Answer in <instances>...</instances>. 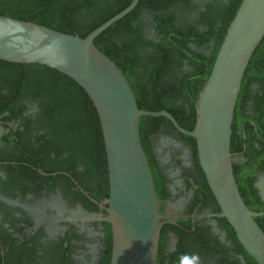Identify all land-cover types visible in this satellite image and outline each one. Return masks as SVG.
<instances>
[{
  "label": "flooded vegetation",
  "instance_id": "af4514ba",
  "mask_svg": "<svg viewBox=\"0 0 264 264\" xmlns=\"http://www.w3.org/2000/svg\"><path fill=\"white\" fill-rule=\"evenodd\" d=\"M190 2L188 6L173 3L168 13L178 17V25L191 23L200 31H206V27L203 23L196 24L198 16L207 13L210 4L217 8L229 3L228 0ZM147 9L140 13L141 29L145 38L157 43L162 33L155 24H148ZM216 26L220 27V23ZM216 40L209 37L200 45L198 41L189 43L194 52L207 58H196L202 72L208 69ZM152 50L145 44L142 53ZM180 56H176L181 65L174 69V74L180 78L182 73L193 71L189 79L200 80L204 73H199L198 66L186 56ZM200 83L196 87L201 92L204 84ZM242 84L231 121L232 168L245 204L256 213L255 219L264 230V78L248 76L241 91ZM0 86L5 87L4 82L0 81ZM9 90L8 87L0 90V264H103L111 245V229L101 206L107 198L106 169L101 159L98 158L100 164L96 163L94 170L87 167L86 170L77 160L72 172L59 170L58 166L49 171L45 167L48 162L61 166L68 153L63 145L53 149L57 140L49 136L48 116L40 107L45 93L37 96L32 89ZM187 92L193 98L188 86ZM181 102L188 114L187 127L178 120L177 124L190 130L189 100L184 102L179 91L176 103ZM59 109L58 106L60 119ZM145 122L143 146L147 149L162 223L156 263L251 264L235 242L226 220L216 212V202L213 204L203 189L204 182L207 188L208 185L194 139L179 131L170 120L167 124ZM193 126L191 122L190 128ZM58 148H62L61 153H57ZM29 170L35 173L32 175ZM53 176L54 185L47 178ZM102 189L104 195L96 192ZM110 252L111 248L109 259Z\"/></svg>",
  "mask_w": 264,
  "mask_h": 264
},
{
  "label": "water",
  "instance_id": "95a60500",
  "mask_svg": "<svg viewBox=\"0 0 264 264\" xmlns=\"http://www.w3.org/2000/svg\"><path fill=\"white\" fill-rule=\"evenodd\" d=\"M194 105L186 130L165 109H142L121 67L95 39L137 6L128 5L85 36L0 14V60L54 69L84 90L98 117L104 146L107 198L101 205L111 229L109 264H155L159 253V198L142 141V116H164L195 141L208 188L239 245L264 264V230L236 183L230 150L232 119L249 61L264 37V0H239Z\"/></svg>",
  "mask_w": 264,
  "mask_h": 264
},
{
  "label": "trees",
  "instance_id": "16d2710c",
  "mask_svg": "<svg viewBox=\"0 0 264 264\" xmlns=\"http://www.w3.org/2000/svg\"><path fill=\"white\" fill-rule=\"evenodd\" d=\"M129 1L0 0V14L32 20L59 31L85 36L92 29L126 7ZM228 1V5L222 3L217 8H214L210 4L207 13L202 12L198 16L196 24L203 23V27H206V31H200L196 28V25L191 23H181V25H178V17L168 13V8L171 4L187 3L188 6L191 4L190 0H138L135 9L95 39V45L121 67L124 74L130 80L138 104L142 109L150 111L168 110L177 118L180 124L187 127L186 120L188 114L184 106L185 104L183 102L180 104L176 103L178 93L181 91L184 102L187 103V98L189 100L191 112L189 114L188 122H190V125L188 127L192 129L190 128L191 122L193 124L195 119L193 101L197 100L200 92L196 84L197 82H201L200 86H202L205 83L213 63L212 61L224 36L225 29L240 3L239 0ZM145 8H148L147 10L150 11L149 19L147 18V20H150L147 21L148 24H155L159 32L162 33L157 43L145 38L143 35L142 24L140 23L143 18H140V13ZM216 23H220V27H217ZM201 35L204 37H199ZM209 37L217 38V40L211 54V59H208V69L206 72H202L200 70L202 65H200V61L196 58L200 57L205 60L207 58L199 52H194L189 43L198 41L200 45L203 41H207ZM145 44L153 48L151 53H142ZM184 49L187 51V54ZM178 53L186 56L192 64L197 65L199 73H204L200 80L189 79L193 71L182 73L180 78L177 77V74H174V69L180 68L181 65L178 58H176V56L181 57ZM199 67L201 68L199 69ZM250 75L264 78V37L249 61L245 77L242 80L241 91L243 90L246 78ZM0 81L4 82V86L8 87L10 92L14 91V89L15 92H25L26 88L29 92H31L29 89L35 91L37 96L45 93V99L40 101V107L48 116V126L51 127L49 136L57 140L52 144L53 149L63 145L64 150L68 153L67 157L63 159L61 166L60 164L48 162V165L45 167L49 171H51L50 169L56 170L58 166L59 170L72 172V168L77 160L85 165L86 170H88L87 168L94 170L97 166L96 163L98 166L100 164L98 163V158L101 159V165L105 168L104 148L103 144L100 143L102 141H100L101 131L98 126L96 113L84 90L72 79L44 65L19 64L0 60ZM187 86L193 98L188 94ZM5 87L0 86V90ZM3 96L1 94V97ZM58 106L60 107V119L57 115ZM145 121L153 123L163 121L166 124L169 122L163 116H142L141 121H139L142 131H144L143 123H146ZM141 137L143 141V133ZM145 150L147 149L145 148ZM61 152L62 148H58L57 153ZM148 155H150L149 152ZM93 157H95V160L91 161ZM29 172L32 175L35 173V171L31 170ZM96 176L100 178L99 174ZM54 177H47L52 185H54ZM203 189L214 204L215 200L206 187L205 182ZM96 192L104 195L103 189L100 192ZM104 197H107V194ZM216 212H219L218 207ZM228 227L236 238L231 227L229 225ZM235 240L239 245L237 238ZM239 246L241 247V251L250 260V263L257 264L245 252L242 246ZM108 247V257L103 264H108L110 251ZM155 264H159V262L157 261Z\"/></svg>",
  "mask_w": 264,
  "mask_h": 264
}]
</instances>
